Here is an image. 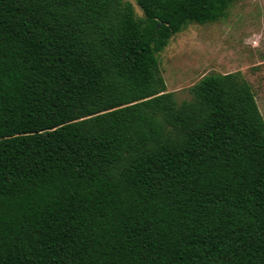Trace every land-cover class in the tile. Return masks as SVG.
<instances>
[{"label":"trees","instance_id":"1","mask_svg":"<svg viewBox=\"0 0 264 264\" xmlns=\"http://www.w3.org/2000/svg\"><path fill=\"white\" fill-rule=\"evenodd\" d=\"M232 1L0 0V264H264L249 83L156 58Z\"/></svg>","mask_w":264,"mask_h":264},{"label":"rangeland","instance_id":"2","mask_svg":"<svg viewBox=\"0 0 264 264\" xmlns=\"http://www.w3.org/2000/svg\"><path fill=\"white\" fill-rule=\"evenodd\" d=\"M136 18L142 17L134 0ZM166 91L180 102L210 73L240 72L249 83L264 121V0H233L215 22L187 24L156 53Z\"/></svg>","mask_w":264,"mask_h":264}]
</instances>
